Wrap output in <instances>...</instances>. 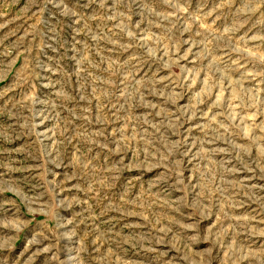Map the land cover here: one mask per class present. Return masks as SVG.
Here are the masks:
<instances>
[{"label":"rangeland","instance_id":"rangeland-1","mask_svg":"<svg viewBox=\"0 0 264 264\" xmlns=\"http://www.w3.org/2000/svg\"><path fill=\"white\" fill-rule=\"evenodd\" d=\"M0 264H264V0H0Z\"/></svg>","mask_w":264,"mask_h":264}]
</instances>
